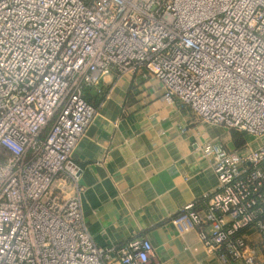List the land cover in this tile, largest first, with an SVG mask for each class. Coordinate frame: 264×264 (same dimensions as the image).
<instances>
[{"label":"built area","instance_id":"2783aa9c","mask_svg":"<svg viewBox=\"0 0 264 264\" xmlns=\"http://www.w3.org/2000/svg\"><path fill=\"white\" fill-rule=\"evenodd\" d=\"M141 71L165 102L264 139V0H0V264H160L145 239L95 244L72 158L96 116L85 90ZM202 152L217 188L171 224L220 264H264V141Z\"/></svg>","mask_w":264,"mask_h":264},{"label":"crops","instance_id":"0c3cea01","mask_svg":"<svg viewBox=\"0 0 264 264\" xmlns=\"http://www.w3.org/2000/svg\"><path fill=\"white\" fill-rule=\"evenodd\" d=\"M98 90L84 92L96 116L72 156L80 168L83 218L95 244L118 247L145 239L160 264H220L196 230L180 234L170 220L217 188L202 148L220 143L234 150L244 139L202 122L177 100L165 102L160 83L146 71L112 73Z\"/></svg>","mask_w":264,"mask_h":264},{"label":"rangeland","instance_id":"374dc122","mask_svg":"<svg viewBox=\"0 0 264 264\" xmlns=\"http://www.w3.org/2000/svg\"><path fill=\"white\" fill-rule=\"evenodd\" d=\"M239 137L243 138V136H241V135H239ZM243 139H245L247 142H251V147H257L259 144H261L264 141V139L256 141L253 138H249V137H245Z\"/></svg>","mask_w":264,"mask_h":264},{"label":"bare ground","instance_id":"6f19581e","mask_svg":"<svg viewBox=\"0 0 264 264\" xmlns=\"http://www.w3.org/2000/svg\"><path fill=\"white\" fill-rule=\"evenodd\" d=\"M194 4V3H193ZM196 4V3H195ZM197 6V5H196Z\"/></svg>","mask_w":264,"mask_h":264}]
</instances>
